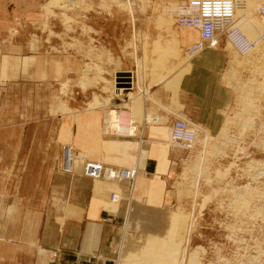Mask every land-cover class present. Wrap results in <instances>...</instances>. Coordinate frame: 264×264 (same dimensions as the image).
<instances>
[{
    "label": "rangeland",
    "instance_id": "rangeland-1",
    "mask_svg": "<svg viewBox=\"0 0 264 264\" xmlns=\"http://www.w3.org/2000/svg\"><path fill=\"white\" fill-rule=\"evenodd\" d=\"M185 1L0 0V40L28 43L33 51L45 54L69 53L72 72L60 84V93L64 98L68 96L69 106L75 109H61L67 115L65 120L77 123L80 110L88 113L99 110L103 130L112 131L108 119L113 116L116 120L113 131L125 136L136 130L132 121L161 123L157 112H143L146 101L155 105V110L168 111L149 93L150 86L174 84L185 71L188 59L200 52L186 53L199 39L184 49L177 45L178 29L197 32L177 26L176 16ZM263 9L264 0H237L233 17L220 26L215 44L206 45L213 48L219 41L224 43L228 58L222 79L231 90L232 102L217 136L210 137L195 124L192 126L183 120L195 138L189 150H182L184 157L171 180L177 208L163 242L168 252L164 258L149 255L140 264H264ZM229 34L251 47L239 50L230 41ZM22 50L25 52V47ZM78 55L83 58L79 64ZM50 61L39 60V71L45 73ZM8 67L5 60L1 69L6 72ZM120 71L133 75V88L129 92L127 81L115 84V73ZM39 87L45 85L39 84ZM115 88L123 89L122 93L117 94ZM43 99L39 95L42 104ZM86 123L93 126L96 122L88 118ZM84 129L85 126L81 131ZM171 129L170 126L169 145ZM61 139L60 171L63 173H71L74 164L79 162L84 176L87 163L103 165L111 171L121 168L97 160L94 150L99 145L84 144V137L75 145L72 138ZM79 144L81 149H76ZM64 147L72 149L71 172L70 167L64 166ZM105 148L112 151L111 146ZM133 168L121 169L130 172ZM111 194L116 196L115 202ZM118 200L117 190L110 189L107 204L115 205ZM131 257L127 251L123 260Z\"/></svg>",
    "mask_w": 264,
    "mask_h": 264
},
{
    "label": "crops",
    "instance_id": "crops-1",
    "mask_svg": "<svg viewBox=\"0 0 264 264\" xmlns=\"http://www.w3.org/2000/svg\"><path fill=\"white\" fill-rule=\"evenodd\" d=\"M176 33L181 49L198 40L195 30ZM227 56L219 41L188 59L171 86L151 85L149 93L168 111L146 101L143 112H157L161 123L132 121L134 133L119 136L113 116L112 131L103 130L99 110H80L77 123L65 120L61 109L71 107L60 84L72 72L69 53L45 54L28 43L0 40V264H140L149 255L164 258L163 242L177 208L171 180L184 157L168 144V130L173 121L185 120L210 137L218 135L232 102L222 79ZM5 60L9 67L3 72ZM39 60H51L45 73ZM88 118L98 123L88 125ZM79 136L86 145H99L93 156L105 165L135 167L132 182L99 183L83 175L82 162L71 173L61 172V138H72L75 145ZM110 189L119 194L112 206ZM127 251L132 257L123 260Z\"/></svg>",
    "mask_w": 264,
    "mask_h": 264
},
{
    "label": "built area",
    "instance_id": "built-area-1",
    "mask_svg": "<svg viewBox=\"0 0 264 264\" xmlns=\"http://www.w3.org/2000/svg\"><path fill=\"white\" fill-rule=\"evenodd\" d=\"M233 0H188L186 4L181 6L178 16L179 26L194 27L198 31L199 41L194 44V48L202 45L215 43V34L220 29L222 20L218 17H227L232 12ZM202 47V46H201ZM200 47V48H201ZM188 49L187 52H190ZM171 137L177 139L176 146L189 148L194 139V133L188 130L187 125L181 121H173L171 123ZM85 168V167H84ZM88 169L97 168V166L87 165ZM121 173H126L128 169L119 170ZM92 177L88 171H86ZM133 173H131V176ZM130 176V177H131ZM111 199L113 195L111 194Z\"/></svg>",
    "mask_w": 264,
    "mask_h": 264
},
{
    "label": "bare ground",
    "instance_id": "bare-ground-1",
    "mask_svg": "<svg viewBox=\"0 0 264 264\" xmlns=\"http://www.w3.org/2000/svg\"><path fill=\"white\" fill-rule=\"evenodd\" d=\"M187 1L188 0H186L185 2H184V4H186L187 3ZM233 5H234V7H232V12H230V14H229V16H227V17H218V19H222V20H220L221 21V24H220V26L222 25V24H224L225 22H229V20L233 17V14H234V11H235V6L237 5V0H233V3H232ZM183 5V4H182ZM182 5H180V7H179V10L181 9V6ZM60 7V6H59ZM179 10H178V14H177V16H176V18L178 19V16H179V14L181 13V12H179ZM263 12H264V9H263ZM176 19V23H177V26L178 27H180V28H191V29H195L194 27H186V26H179V24H178V20ZM221 28V27H220ZM220 30V29H219ZM219 30L216 32V34H215V37H216V35H217V33L219 32ZM198 32V31H197ZM229 39H230V41H232L233 43L235 42L236 43V46L238 47V49L239 50H247V49H249L250 47H251V45L248 43H246V45L245 44H243L244 43V41L242 42V39H237V38H234V39H232V34H229ZM215 44V43H214ZM214 44H212V46L214 45ZM207 45V44H206ZM206 45L203 47V48H200L201 46H203V43H202V45L200 46V47H198V48H194V45H192L190 48H187V50L188 49H191V51L190 52H186L187 53V55H192V54H194V52H196V51H198V50H200V51H202L203 49H205V47H206ZM206 48H208V47H206ZM186 50V51H187ZM197 53V52H196ZM128 75L129 76H123V78H126V80L124 81V82H126L127 81V86H129V88L128 89H126L128 92L131 90L130 88L132 87V81H133V75H132V73H128ZM131 76V77H130ZM130 81H131V83H130ZM115 84H117V81H116V83ZM116 86V85H115ZM119 88V87H118ZM118 88H115V92L117 93V94H120V93H122V90L123 89H118ZM133 88V87H132ZM178 121H181V122H184L183 120H178ZM185 124H186V122H184ZM187 125V127H188V130H190L189 128V126H188V124H186ZM191 131V130H190ZM193 131V130H192ZM191 131V132H192ZM194 138H195V135H194ZM194 140V139H193ZM170 146L171 147H174V148H177V149H180V150H185V151H187V150H189L190 149V147L189 148H182V147H179V146H176V144L175 143H178V141H177V139H175V138H172L171 137V140H170ZM72 149L70 148H68V147H64L63 148V155H64V166H67V167H70V172H71V162H72V159L70 158V151H71ZM69 153V154H68ZM88 164H90V165H92V166H97V168H94L93 170L92 169H88L87 168V165ZM107 170H109V171H107ZM119 169H117L116 170V168H115V170L114 171H116V172H118V175H116V172H114V171H111L110 169H107L105 166H101V165H98V164H94V163H87L86 164V166H85V168H84V174H85V176L86 177H88V178H91V179H98V178H100V179H107V180H114V179H116V180H118V181H120V180H133L134 179V177H135V175H136V169L135 168H133V169H131V171L129 172V171H126V173H121L120 171H118ZM65 171V170H64ZM66 171H68V170H66ZM86 171H88L89 172V174L92 176V177H90L88 174H86ZM69 173V172H68ZM131 173H133V175L131 176ZM131 176V177H130ZM130 182H132V181H130ZM117 199H116V196L115 195H113V198H112V202H115Z\"/></svg>",
    "mask_w": 264,
    "mask_h": 264
},
{
    "label": "water",
    "instance_id": "water-1",
    "mask_svg": "<svg viewBox=\"0 0 264 264\" xmlns=\"http://www.w3.org/2000/svg\"><path fill=\"white\" fill-rule=\"evenodd\" d=\"M126 75L128 76V72L120 71V72L115 73V81H117V84H121L122 80L125 81L126 78H123V76H126Z\"/></svg>",
    "mask_w": 264,
    "mask_h": 264
}]
</instances>
